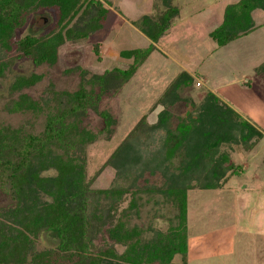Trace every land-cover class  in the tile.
<instances>
[{
    "label": "trees",
    "instance_id": "1",
    "mask_svg": "<svg viewBox=\"0 0 264 264\" xmlns=\"http://www.w3.org/2000/svg\"><path fill=\"white\" fill-rule=\"evenodd\" d=\"M102 2L0 0V78L10 53L34 66L55 65L62 44L86 39L100 29L107 14ZM161 5L156 20L148 15L139 18V31L149 44L118 52L119 58L131 60L127 69L110 68L100 74L81 69L75 90L49 85L37 99L20 91L33 86L40 76L12 80L9 89L19 94L4 110L41 115L43 120L38 133L29 132L27 126L0 125V200H7L0 207V264H172L174 255L186 264L188 193L220 190L241 170L229 151L236 147L250 152L262 139L261 131L210 92L196 104L181 99L178 89L190 85L192 79L180 72L150 107V111L160 107L154 122L148 123L142 115L103 162L101 168L113 171V185L92 189L85 175L86 148L97 135L82 122L91 111L103 124L104 139L112 134L115 119L98 111V103L127 83L152 50V43L171 27L178 8L170 6V0H161ZM47 10L54 11L55 30L16 38L27 15ZM254 10L264 11V0L226 5L220 24L208 37L224 46L246 34L254 27ZM91 49L98 57L96 44ZM253 72L264 77V61ZM179 102L190 112L173 123L170 108ZM145 175L156 176L159 183H147ZM139 194L147 199L158 197L159 202L152 203L163 202L172 211L166 228H149L147 240L140 239L139 227L126 225L131 216H137ZM45 235L50 244L40 246Z\"/></svg>",
    "mask_w": 264,
    "mask_h": 264
},
{
    "label": "rangeland",
    "instance_id": "2",
    "mask_svg": "<svg viewBox=\"0 0 264 264\" xmlns=\"http://www.w3.org/2000/svg\"><path fill=\"white\" fill-rule=\"evenodd\" d=\"M236 1L170 0V6L178 8L171 28L152 43V50L127 83L115 95L102 97L98 103V111L108 112L115 119L112 134L104 139L101 134L103 124L91 111L82 122L85 129L97 135L85 152V175L92 189H106L113 185V171L109 167L101 168L103 162L142 115H146L148 123L154 122L160 107L151 111L150 107L165 84L182 69L204 77L206 83L201 88H194L195 92L191 83L187 87L191 89L179 91L180 97L197 103L206 90L214 93V88L220 86L233 84L236 87V82L242 80L249 83L242 86L246 92L258 98L264 107V77L253 72L264 61V11H253L254 27L224 46L208 37V33L220 24L223 8ZM102 3L108 10L100 29L86 39L62 44L55 65L34 66L28 59H16L13 58L15 54H8V67L0 78L1 126H27L32 133H38L42 127L41 115L4 110V106L19 94L9 89L14 77L40 76L37 83L20 91L33 99L41 97L49 85L56 90L73 91L79 83V70L100 74L110 68L127 69L131 60L119 58L118 52L144 48L149 44L139 31L138 25L142 21L139 18L148 15L156 20L163 10L161 0H103ZM54 21L53 10L27 15L15 36L46 35L55 30ZM94 44L98 57L91 49ZM229 108L236 113L234 104ZM189 112L183 102L172 107L173 123ZM240 117L255 127L246 115L240 114ZM262 121L264 125V116ZM229 152L231 161L240 165V172L227 179L220 190L195 191L187 195L185 221L189 246L186 264H264V163L261 161L264 135L246 154L236 147ZM145 179L147 183H159L156 176L145 175ZM117 184L127 185L122 181ZM147 198L139 194L137 216H131L126 223L127 227L136 226L142 230L141 240L150 238L149 228L163 231L172 212L163 202L152 203L158 201V197ZM6 204L7 200H0V207ZM216 241L217 244L223 242L220 249L227 246L228 251L214 252L212 247ZM40 244H50L47 235L40 239ZM121 251L118 249V253ZM172 264H181V257L174 255Z\"/></svg>",
    "mask_w": 264,
    "mask_h": 264
},
{
    "label": "crops",
    "instance_id": "3",
    "mask_svg": "<svg viewBox=\"0 0 264 264\" xmlns=\"http://www.w3.org/2000/svg\"><path fill=\"white\" fill-rule=\"evenodd\" d=\"M106 8V7H105ZM108 10V8H106ZM255 11V10H254ZM107 15V14H106ZM142 16V15H141ZM105 19V18H104ZM104 21V20H103ZM254 23V22H253ZM172 26V25H171ZM171 28V27H170ZM169 28V29H170ZM168 29V30H169ZM167 30V31H168ZM118 55V54H117ZM180 72H184L185 74H187L189 77H191L192 79V85H188L190 86L193 91L195 92L196 89L194 88H201V85L204 83H206V80L204 79V77H199L198 75H196L194 72H192L191 70H185V69H182V71L180 70L178 73H176L174 75V77L179 74ZM173 77V78H174ZM172 78V79H173ZM171 79V80H172ZM171 80L169 82H167L165 84V86L163 87L164 89L166 88V86L171 82ZM246 83L248 82H245V81H238L236 82V85L238 86H234L233 84H230V85H224V86H220V87H217V88H214L215 91L214 93L211 92V90H206L205 92H210L211 94H213L219 101H221L222 103H224L225 105H227L229 107V105L231 104H234L235 107L237 108L236 110V113L237 115L240 116V114L242 115H246V117H248L252 122L253 124L255 125V127L262 132V135H264V125H262L261 123H263L262 121V118L264 116V107L262 106V104L259 102L258 98L256 97H253V95H250V93L248 94L246 92V90L242 87L243 85H245ZM197 85V86H196ZM249 85V83H248ZM188 86L186 87H180L177 91V95H179V91L181 90H187V89H191L190 87L187 88ZM194 86V87H193ZM163 89V90H164ZM163 90L160 92V94L163 92ZM231 90H234L233 92ZM248 91V90H247ZM201 94V95H204V93ZM159 94V95H160ZM250 95V96H249ZM180 97V96H179ZM181 99H184V97H180ZM186 98V97H185ZM180 103V102H179ZM177 103V104H179ZM194 103V102H193ZM175 104V105H177ZM196 104V103H194ZM174 105V106H175ZM172 106V107H174ZM171 107V108H172ZM170 108V109H171ZM263 111V112H262ZM248 157H246L247 159ZM248 174V173H247ZM220 243V244H219ZM219 244V248H216V245ZM217 244V241L215 242V246H213L212 248L214 249V252H221L223 251L222 253L228 251L227 250V246L224 247V248H221L220 249V245L221 247H223V242H218ZM188 246H189V241L187 240V253H188Z\"/></svg>",
    "mask_w": 264,
    "mask_h": 264
}]
</instances>
